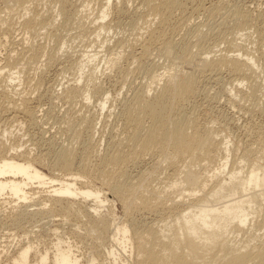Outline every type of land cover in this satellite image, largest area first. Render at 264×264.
Wrapping results in <instances>:
<instances>
[{
	"label": "rangeland",
	"instance_id": "1",
	"mask_svg": "<svg viewBox=\"0 0 264 264\" xmlns=\"http://www.w3.org/2000/svg\"><path fill=\"white\" fill-rule=\"evenodd\" d=\"M57 1L59 2V0H35V3L33 1L30 5L28 4L31 11H28V9L26 12L23 11L22 13V7L17 4L15 5L13 0H0V9H2L3 12L6 11L5 13H2V16L4 14L3 18L7 23L6 26L9 27L11 25L10 29L13 27L11 29V32H13L10 33L8 44H6L7 47L3 48L4 50L2 49L0 53V68L6 64L4 66L3 76L0 77V98L2 99V101L0 99V158L5 155L7 157L15 155L18 160L23 161L21 156L27 151V153L31 154L30 156H32V158H37L38 156L43 158L44 161L41 159L42 163L41 161L40 163H38L39 161L35 163L37 168L43 173L49 177L53 175L56 176V174H58L59 177H65V175H67L66 173L60 172L63 174L61 175L58 171H54L51 167H53V165L55 166L56 158H58L56 156H58L60 151L63 150L64 147L65 149L67 147L71 148L72 146L70 147V145L74 142L75 145L73 144L72 148H74L75 151L77 150L78 153H75L76 169L77 167L79 169V165L84 161L85 153H89L88 155L91 156L88 160V164H90L88 165V174H85L79 181L83 185L88 182L96 186L98 189L103 191V194L98 200L92 198L85 202L82 199H70L69 202H62L60 200V196L51 193L52 189L40 188L37 185H33L28 188L27 192L30 199L34 200V202L21 203L20 206L19 202L18 204L16 203L17 201L14 197L11 198L12 195L10 193L5 195L4 198L0 199V264H23L22 254L28 249V246H30L32 250L26 264H40V260H42L44 256H48V264H56L55 259L58 255V248L66 249L67 247L71 248L74 255L80 259L78 260L79 264H92L93 257H95L94 259L96 260L95 264H148V261L146 260L152 258L151 245L153 241L146 229H149L148 227H155L158 223H156V221L161 220L160 216H164L166 211L165 215H167L168 210L175 207L176 204H180L176 206L183 208L184 205H186L185 203L190 201L187 200L189 198H185L186 202L183 201L184 199L181 200L180 196L178 197V192H180L178 190H166L168 186L165 181L167 179L168 182V176L172 175L170 160L159 159L160 157L156 156H150L146 157L144 160H139L137 156L129 150V148H124L123 145L121 146L123 149L119 148L121 145L119 143L122 142L121 140H123V136L128 134L125 129L126 119L128 118L125 109L129 106L130 99L133 95H136V93L145 92V89L142 91V88H146L150 83L149 75L154 68H156V71L159 69V72L161 73L164 68H166L165 66H169V56H171L170 50H166V54L163 53V55H159L156 51H153V53L147 57L149 60H146L145 58V69H142L141 73H139L140 71L138 72V68H140V64L139 62L135 63V61L132 60L133 53L130 50L131 48L128 49V46L132 44L131 47H135L134 55L138 54L141 50L140 47L143 42L142 37H138L137 32V34L133 33V30H131V27L129 26L131 18L142 12V10H139L140 12H137L138 10H136L140 7L137 6L139 2L134 0L128 3V0H112V4L110 5L114 7L110 8L111 11L109 10V13L111 14H109L106 23L120 21L122 26L119 30L115 28L107 35L103 33L100 37H96L95 34H92V31L93 33L95 31L93 28L96 27V24L98 26V24L101 23V21L97 22L96 15L98 14L97 17L99 16L104 4L109 0H93L94 2L92 0H73L74 2L72 4L64 0L68 3H66L69 6L68 7L66 5V7H68V11L71 10L70 12H73L75 9H79V11L83 10L78 14V17L79 15L80 17L76 18L80 19L82 16L84 19L83 20L81 18L79 21L75 19L76 21L74 22L78 23L75 25L73 22L74 24H71L72 26L70 25V28H68L69 26L66 28L64 27L65 30H62L63 26H60L62 27L61 29L59 28V25L62 24L61 22L63 20L58 17L60 4ZM79 1L80 4L84 2L83 5H80ZM133 2L134 5L132 4ZM212 2H214V0H206L204 6L210 7L209 5H211ZM233 3L237 6L240 5V7L245 6L246 8H250L249 10L254 16L253 17L250 14L252 16V23L253 20H256V23H253L254 26L256 24L255 27L260 24L258 14L264 13V0H234L232 4ZM33 4H35V6ZM118 5H120L119 7H124V9L126 8L123 14L122 12L117 13V11H115V6ZM126 6L130 7V9ZM186 7L188 8L187 13L192 15L193 18H197H194L195 23H193L194 21L192 20V27L196 24L193 28H196L198 23L203 24L204 21L206 22V13L205 15L204 12H201L200 15L193 13L192 7L194 6L191 3H188ZM85 12L86 14H89V17L85 14ZM89 12L92 14L91 16ZM6 13L8 15H6ZM33 13L35 15H32ZM82 13H84L85 16L81 15ZM17 14H19V17H17ZM38 14L41 16L40 19L42 20H46L47 18L52 19L51 16L53 17L57 14L56 17L54 16L55 18L58 17L57 23L61 20L59 22L60 24L58 23L59 25L56 24L58 28H50V31L46 28L48 30L47 31L43 26L41 27L40 24V26L37 25L39 23L37 22V28L35 29H38V27L42 28V30H40V28L38 29L40 31L35 30V32L38 31V33L33 32L34 30H25L23 28L24 21L30 18V16H36ZM202 15L203 19H201ZM128 16H130V18ZM43 17H45V19ZM85 17H88V20H85ZM256 17L258 18L256 19ZM205 18L206 20H204ZM93 19L94 23L92 22ZM218 21H220V19H218ZM87 22L93 23V28L89 27L91 24ZM82 24H87V30H84L85 27ZM88 28L89 31L92 30L91 35L88 32ZM66 30L68 31L66 32ZM79 32L83 35L86 33L84 35L85 37L90 35L86 38L87 41L81 36L82 34H79ZM183 33L184 32H182V34ZM246 33L249 32H243L242 34ZM91 36L94 37L91 38ZM195 36L196 38H194ZM89 37L91 42L88 41ZM181 37L182 35L175 34L173 36V40L180 42L182 39ZM192 38V47L194 46V49L192 48V50H195L192 53L201 55L203 52L202 48L196 49L194 45L196 44L195 41L199 39V36H197L196 33H193ZM140 39L142 41L141 43L138 42ZM124 40L126 41L124 42ZM237 43L238 46L244 45V48L246 49L245 52H247L251 58L254 57L257 61L258 69L256 74H250L247 80L249 82L255 81L262 86V96L252 98L248 94L249 90L247 89L246 84H244L246 88H244V86L240 88L238 84H234L232 82L230 75L227 72H224L218 80H216L217 78L214 75L213 76L215 78L212 75L206 76L207 78L203 80L204 83L202 86V90L204 87L205 90H203V93L197 94L195 99L192 100L194 107H197L196 114L201 120L200 123L208 125V128L212 127L221 137L227 138L230 143L231 152L236 153L234 154L236 157V159L234 157L235 161L237 159H241L247 151L258 150V153H262L264 155V37L260 40L259 36L257 37L255 31H253L247 39L244 37L241 40H238ZM138 44L140 46H138ZM222 44L224 45H220V50L223 52H229L231 50V48H229L230 50L228 49V46L225 43ZM25 46L32 47L34 51H41L44 49L45 51H41V54L44 55L45 53V57L42 55V58L40 57L38 59L39 61L37 60L38 62L33 61L31 64L24 61L27 65L26 63L24 64L23 60L25 59L19 61V55H21L20 53L26 49ZM238 46L232 49L235 54L231 52L229 53L230 56L240 54V52H238ZM154 47L158 49L157 45ZM224 48H226V50ZM219 49L215 52L216 55L212 54L211 57H213V55H218V57L221 56ZM123 51L127 53H124ZM218 51L220 53H217ZM53 54H56L57 56H55L53 62H48V60L51 61L50 58L51 56H54ZM95 54H97V58H95V60H87L88 56L93 57ZM8 55H12V59H8ZM15 56H17V58H14ZM28 56H30L29 53ZM116 56H118V58H116ZM21 58H23V56H21ZM26 59H28V57ZM196 59L197 61L195 62H198L199 56ZM11 60L13 62L10 64ZM17 60L21 63L20 65L19 62L14 64ZM108 60H110V62H108ZM116 60H118V62H116ZM8 64L10 67L12 65V72L21 73L19 80L11 83V77L8 78V76H10L12 72H9L10 67ZM108 64H110V66ZM16 65H19L18 70H23L18 71ZM28 65H30L31 68ZM24 67L27 69L25 68L24 70ZM28 67L30 69H28ZM95 69L98 84L101 88L103 87V92L110 94V101L104 110H101V107H99L102 100L101 97H103L102 92H100L101 95L94 94L90 101L82 100V96L74 102H71L66 99L64 95L66 94L65 91L74 84L76 85L78 83V86L80 84L83 88L87 87L88 82L86 79V82H84V77L90 74L89 71ZM197 69L199 71H205L207 69V63L197 65ZM120 70H124L125 72ZM184 71H181L182 73L179 75L185 76L183 75L185 74ZM84 84H86V86ZM164 84L165 82L163 81L160 83L159 87L154 85L153 92H155V90L160 91ZM38 85L41 89L38 88ZM64 88H66V90ZM37 90L39 92H37ZM6 92L8 94L7 96ZM153 92L151 93V97H149L151 99L154 98ZM95 96L97 97L95 98ZM98 97L100 98L99 100ZM24 98L29 100L26 101L29 102L27 103L29 104L28 106H30L31 109L34 108L35 118L32 122L23 114H20L21 112H18L15 109V107H18L17 105L21 107L25 101ZM15 102L17 105L15 104L16 106L14 107ZM175 106L176 105H174V108H177ZM184 109L188 110L185 111V113L190 112L189 105H184ZM99 110L102 112H99ZM175 115L176 111L173 112L174 118ZM84 118L85 120L88 118L87 120L89 121L93 120V123H84ZM150 122L151 120H149L148 116H146L143 120L145 126H148ZM74 133H78L75 135H81L79 138L80 141L78 140L79 142L76 139L73 141V138H75ZM116 141L120 142L116 143ZM75 142L79 144L77 145ZM237 142H240L241 146H239ZM252 145H254L255 149L250 148ZM4 147L5 149H3ZM89 148H92L93 150ZM118 149H121L123 152L125 151L127 155L126 160L117 167L109 168L103 176H100L97 171L101 168L100 162L106 155L119 151ZM94 150L97 151V153L94 152ZM258 153H251L254 156H251V159L256 158ZM237 154L238 156H236ZM241 154L244 155L242 156ZM99 155H101V158ZM226 158H228L227 152H223L222 155H219V158L216 160L214 165L205 169L202 167L197 168L196 173L202 175L205 180L204 183L209 185L211 183L210 174L213 175L216 168L221 164V162H224ZM46 160L48 163L45 162ZM233 160L232 157H230L229 170L233 168V162H235ZM241 162L242 160H239L238 163ZM155 171L156 173H154ZM75 172L77 173V171ZM167 173L169 174L167 175ZM126 177H128V179L130 178V180H127ZM183 177L184 180L193 182L194 177L196 176L192 171L188 170L183 173ZM222 177L225 178V175ZM65 178L68 179L69 177L66 176ZM80 185H78V187L81 188ZM104 185H109L110 187L113 186L114 188H126L129 195L118 196L113 194L108 197L109 203L106 204L103 202V195H108L110 192L107 187H104ZM165 185L167 186L166 188ZM154 188L160 190V193L162 194L163 192V194L161 195ZM48 190H50V192H48ZM154 190L159 193L162 198L165 195L163 199H160L163 200L161 202L163 204L157 205V208L160 209V213L157 212L159 216L155 212H151L145 202L141 203V200L149 198ZM172 191L173 195L177 194L178 198H176L178 200H176V202L174 201L176 199L174 197L175 195L172 197ZM175 191H177V193ZM167 192L170 194H167ZM170 195L172 198L168 197ZM167 199H170V202ZM171 199L174 200L171 201ZM164 200L166 202L168 201L169 204H172L173 207L169 204H167L166 207V205H164V203L166 204ZM179 200L183 201V203ZM254 200L255 209H257V211L261 209L264 210V201L260 200L258 194L254 195ZM178 201L181 203H178ZM173 203H175V205ZM93 207L98 208V210H96V212H92ZM163 210L165 211L163 212ZM92 214H98L99 217L96 218ZM257 220L254 222L255 226L260 222L261 218L258 221ZM254 223H252V225H254ZM114 226H118L120 228L129 226L140 229L139 233H137L139 237L135 236L133 231H130V234H128L127 238L129 242L126 254H122L123 256H121V254H118V252L114 250V256H118L116 260H114V256H112V249L115 248V244H112V228ZM262 231L258 234H261ZM262 235H264V233H262ZM117 249H120V247Z\"/></svg>",
	"mask_w": 264,
	"mask_h": 264
},
{
	"label": "bare ground",
	"instance_id": "2",
	"mask_svg": "<svg viewBox=\"0 0 264 264\" xmlns=\"http://www.w3.org/2000/svg\"><path fill=\"white\" fill-rule=\"evenodd\" d=\"M33 1L35 3V0H13L15 5L17 4L18 6L24 9L23 10L21 8L22 13L23 11L26 12L29 9L28 4L30 5V3H33ZM66 1H68V3L70 4L74 2L73 0H66ZM66 1L64 0H59V2L57 1L60 4V10L58 9L59 10L58 17L59 19L63 20L61 22L62 23L61 25H59L60 24L59 22L61 20H59L58 22L59 24H58L57 23L58 17L55 18L57 14L56 16L54 15L55 17L51 16L52 19L47 18L48 20L40 19L41 16L38 14L39 16L38 15L30 16V18L26 19L25 21L23 20L24 21L23 28L28 31L34 30L33 32H35V30H38L39 28L40 30H42L41 28L42 26L45 28V30H47L46 28H48V30L53 27L58 28L56 24L59 25L60 29L62 28L60 26H63L62 30H65V28L68 26H69L68 28H70V25L75 23L74 21H76L75 19H77L76 17H78V14L80 13L81 10L79 11V9H75L73 12H70L71 10L68 11L67 8L69 6L67 5L68 3ZM132 1L134 0H128V3ZM136 1L139 2V4L137 3L138 4L137 6H140L136 9L138 10L137 12H140L139 10H142V12H140L141 14L135 13L137 14L136 16L133 14L134 16L131 18V21L129 22V26L131 27V30H133V33L137 32L138 34L137 33L136 34L138 35V37H142L143 42L141 41V39L140 41H138L140 43L142 42L140 47L141 50L138 54L134 55L135 47L132 48L131 47L132 44L128 46V49L131 48L130 50L133 53V54L131 53L132 60H134L135 63L139 62L140 64L139 66L140 68H138V72L140 71L139 73H141V70L145 69L146 65L144 60L145 58L146 60H149L147 59V57H149L153 53V51H156V53H158L159 55H163V53L166 54V50L167 51L170 50L171 56H169L170 54L168 55L170 57L169 66L168 65L165 66L166 68H164L163 72L160 73L159 69L156 71V68H154L155 71L154 69L151 71L149 75L150 83L147 85L146 88H142V91H144L145 89V92L138 94L136 93V95H133V97L130 99L129 106L125 109L128 117L126 119L125 129L128 134L123 136L122 138L123 140H121L122 142L119 143L121 144L119 148L123 149L121 147L122 145L124 148H129V150L132 153H134L139 160H144L146 157H150V156L151 157L156 156V157H160L159 159L170 160V168L172 169L171 171L172 175H169L170 177L168 176V182L166 179L165 182L167 183L166 185L168 187L165 185V188L167 187L166 190L171 189L173 191L174 190L180 191L178 192L179 193L178 197L180 196L181 200L184 199L183 200L184 202H186L185 198H189L187 200L190 201V202H186L185 203L186 205H184L183 208H179V206L176 205H180V204L175 205V203H173L175 205V207H173L172 204H169L170 199L169 200L167 199L169 201V202L167 201L168 203L164 200V202H166V204L164 203L166 207L167 204H169L170 206L172 205L173 208L171 209L168 208L169 210L167 215H165L167 211L164 214L163 212L165 210H163V212L161 213H163L164 216H160L161 220L159 219L160 221H156V223L158 222L157 225L154 222V224L156 225L155 227L154 226L151 228L148 227L149 229H146L147 233L149 234V236L153 241L151 245L152 258L146 261H148V264H264V235H262V233H264L263 232L264 210L261 209L257 211V209H255V200H254V195L258 194L260 200L264 201V155L262 153H258V150L247 151L245 152L246 153L245 155L241 154L242 156L244 155L241 159H237L235 161L236 157L234 154L236 153L231 152L230 143L227 140V138L221 137L212 127L208 128L207 127L208 125L200 123L201 120L196 114L197 107H194L192 102V100L195 99L197 94L203 93V90H205L204 89L205 87L202 90V86L204 83L203 80L207 78L206 76L214 75L217 78L216 80H218V78H221V75L224 72H227L230 75L232 82L234 84L235 83L238 84L240 88H242V86L246 84L247 89L249 90L248 94L252 98H258L262 96V86L256 83L255 81L249 82L247 80L250 74H256V71L258 69L257 61L255 60L254 57L251 58L249 54L245 52L246 49L244 48V45L238 46L237 42L238 40H241L244 37L247 39V37L250 35V33L252 34L253 31H255L257 37L259 36L260 40L264 37V13H259L258 14L259 18L256 17V19L257 18L260 19L259 20L260 24L258 25L259 27L258 26L255 27L256 24L254 26L253 23L254 22L256 23V20L255 21L253 20L252 23L253 15L249 10L250 8H246L245 6L240 7V5L237 6L235 5L236 1L235 3L232 4L234 0L233 1L214 0V2H212L211 5H209L210 7L206 6L207 8L204 6L206 0L205 1L184 0L185 2L180 0H136ZM83 3L84 2L80 4L79 1L80 5H83ZM188 3L193 4L194 6L192 7L193 13L195 14L197 13V15H200L201 12H204V15L205 13L207 14L206 16L207 20L206 18L204 19L206 20V22L204 21L203 24L198 23L196 28H193L196 24H194V26L192 27V24L195 23L194 21L195 17L193 18L192 15H189L187 13L188 8L186 7V5ZM110 4H112V0H109L104 4L98 17H97L98 14L96 15L97 22L101 21V23H99L98 26L96 24L95 28L92 27V24L94 23V19L92 21L93 23L87 22L91 24L89 25V27H92L93 30L95 29L94 33L92 30L91 31L92 34L96 35V37H100L103 33L107 35L115 28L119 30L122 26V23L120 21H116L113 23H106L109 14H111L109 13V10L111 7H114L111 6ZM132 4L134 5V2ZM33 5L35 6V4ZM66 5L68 7H66ZM119 6L120 5L115 6V11H117V13L122 12L123 14L126 8L124 9V7H119ZM127 8L130 9V7ZM28 11L31 10L29 9ZM5 12H3L2 9H0V53L3 48L7 47L6 44H8L9 35L10 33L13 32V31L11 32V29L13 27L10 29L11 25L9 27L6 26L7 23L3 18L4 14L2 16V13ZM34 13L32 15H35ZM19 14H17L18 15L17 17H19ZM85 14L82 13L81 15L85 16ZM6 15L8 14L6 13ZM86 15L89 17V14ZM91 15L92 14L90 13V16ZM130 16L128 17L130 18ZM88 17H85V20H88ZM43 18L45 19V17ZM80 19L77 20L79 21ZM201 19H203V15ZM218 19H220V21H218ZM192 20L194 21L193 23ZM37 22H39L37 25L40 24L41 27L35 29L37 28L36 27ZM82 25L85 27V29L84 28L83 29L87 30L86 28L88 27L87 24L86 25L82 24ZM252 27L254 30L252 29ZM205 29H207L208 31ZM38 31L36 32L38 33ZM67 31L68 30H66V32ZM91 31H89L88 28V32L90 33V35H91ZM182 32L184 33L182 34ZM243 32H249V33L242 34ZM193 33H196L197 36H199V39L195 41L196 44L194 45L196 49L202 48L203 52L201 55H198L197 53L195 54L192 53L195 51L192 50V48L194 47V46L192 47ZM79 34L82 33L79 32ZM175 34L182 35L181 37L182 39L180 40V42H176L173 40V36ZM84 35L82 34L81 36L84 37L85 39L88 36H90L88 35L87 37H85ZM93 37L91 36V38ZM194 38H196V36ZM126 40H124V42ZM88 41H90V37ZM222 43H225L228 46V49L231 48V50L229 49L230 50L229 52L227 51L223 52L222 50H220L219 49L220 45H224ZM156 45L158 46V49L154 47ZM138 46L140 45L138 44ZM236 46H238V52H240V54L230 56L229 53L231 52L234 53L232 49L236 48ZM217 49H219V51L221 52V56L218 57V55L217 56L213 55V57H211L212 54L216 55L215 52L217 51ZM224 49L226 50V48ZM41 51L38 50L34 51L32 47H26V49L23 50L22 53H20L21 54L19 55L20 57L18 56L19 61L25 59L23 60V62L26 61L29 63L31 62L33 63V61H37L43 55L41 54ZM219 51L217 53H220ZM28 53L30 54V56H28ZM122 53L120 54L123 55ZM96 55L97 54H95V56L92 55L93 57L88 56L87 60L89 61L95 60V58H97ZM21 56H23V58H21ZM43 56L45 57V53ZM55 56L57 55L55 54L54 56H51V58L48 56L51 60V61L48 60V62H53ZM198 56H199L198 62H195L197 61L196 58ZM11 57L12 55H8L7 58L12 59ZM27 57L28 59H26ZM14 58H17V56H15ZM116 58H118V56H116ZM19 61L17 60V62L14 64H17ZM11 62L13 61L11 60L10 64ZM26 62H24V64ZM108 62H110V60H108ZM116 62H118V60H116ZM202 63H207V69L205 71H199L197 69V65ZM20 64L21 63L19 62V65ZM30 65L28 66L30 67ZM108 65L110 66V64ZM4 66L0 68V77L3 76L2 74H3ZM18 66H17V70H18ZM11 67L9 72H12ZM26 67H24V70ZM29 67L28 69L31 68ZM22 70H18V71H22ZM120 71L125 72L124 70H120ZM181 71L185 72V74H183L185 76H180L181 75L180 73H182ZM89 73L90 74H88V76L87 75L85 76L86 78L84 77V80L86 79L88 82V86L83 88L79 84L80 86L79 87L77 83L76 85L74 84L73 86L69 87V89L67 90L66 88H64L66 90V91L64 90L66 92V94H64L65 98L71 102H74L75 100L83 96L84 99L82 98V100L90 101L91 98L94 96V94L97 95L100 94V92H102L103 97H101L102 100L99 107H101V110H104L106 108V105L110 101V97H109L110 94H108L107 92H103L104 91L102 89L103 87L101 88V86L98 84L96 69L89 71ZM20 74H21L20 72H12L11 75L8 76V78L11 77V83L19 80ZM86 80L84 82H86ZM163 81L165 82V84L160 89V91L155 90L156 93L153 92L154 85L159 87L160 83ZM86 84L84 85L86 86ZM90 85H91V89H90ZM244 88H246V86H244ZM37 92L39 91L37 90ZM152 92L154 93L153 96L154 98L152 97L153 99L149 98L151 97ZM7 95L8 94L6 92V96ZM96 97L97 96H95V98ZM99 99L100 98L98 97V100ZM27 100L28 99H25L21 107L17 105V103L15 102L14 107L17 105L18 107H15V109L18 112H21L20 114H23L32 122L35 118L34 116L35 112H34V108L31 109L30 106H28L29 104L27 103L29 102H26ZM186 104L189 105L190 107L189 110L190 112L188 113H185V111L188 110L184 109V105ZM174 105H176L175 107L177 108H174ZM101 110H99V112ZM174 111H176L175 118L173 116ZM146 116H148L149 120H151L148 126H145V124L143 123V120ZM87 119L86 120L85 118L83 119L85 120L84 123H89V124L93 123V120L89 121ZM75 134L78 133H74V135ZM80 136L81 135H75L73 141L74 139L78 141ZM117 142L120 141H116V143ZM75 143L77 144V142ZM237 143L239 146H241L240 142ZM73 144H71L70 147L71 146L73 147ZM72 147L71 148L67 147L66 149L64 147V149L60 151L58 156H56L58 158H56L55 166L52 164L53 167H51L56 172L58 171L59 173L60 172L66 173L67 175H65V177L68 176L69 177L68 179H66L65 177H59L58 174H56V176L53 175L49 177L48 175L43 173L35 165V163H37L38 161H39L38 163H40V161L42 163L43 158H41V156L40 157L38 156L37 158L35 157L32 158V156H30L31 154L27 153V151L24 155L21 156V158H23V161L18 160L15 155H11L9 157H7L6 155L4 157L2 156L0 158V199L4 198L5 195L10 193L12 195L11 198L14 197L17 201L16 202L17 204L19 202V206L21 205V203L34 202V200L30 199L27 192L28 188L32 187L33 185L34 186L37 185L40 188L52 189L51 193L60 196V200L62 202L63 201L69 202L70 199H82L85 202L92 198H94L95 200L100 199L103 194V191L101 189H98L96 186L88 182L87 184L84 183L83 185L79 181L85 174H88L87 173L89 167L88 165H90L88 164L89 162L88 160L91 156L88 155L89 153L88 154L85 153L84 161L83 162L81 161L82 163L80 162L81 164L79 165V169L78 167L76 169L75 153H77V150L75 151V149ZM250 148L255 149L254 145H252ZM3 149H5V147ZM120 150L116 151V153L114 152L112 154L110 153L105 157L103 156L104 158L100 162L101 168L97 170L100 176H103L109 168L117 167L126 160L127 155L125 151L123 152L122 150L121 151ZM94 152L97 153V151L95 150ZM223 152H227L228 158H226L225 160L223 159L224 162H221V164L216 168V171L213 175L210 174L211 185L204 183L205 180L203 179L202 175L196 173L197 168H201V167L204 169L210 168L211 165H214L216 163V160L219 158V155H222ZM251 153L253 154L258 153V156L256 158L251 159V156L254 157L253 154ZM99 156L101 158V155ZM236 156H238V154ZM230 157H232V160L235 157V159L233 160L235 162H233V168L231 170H229ZM239 160H242V162L238 163ZM45 162H47V160ZM188 170L192 171L196 176L194 177L193 182L189 181L190 183L184 180L183 177V173ZM75 171H77V173ZM154 173H156V171ZM168 174L169 173H167V175ZM223 175H225V178L222 177ZM126 179L130 180V178L128 179V177H126ZM78 185H80L81 188L78 187ZM104 187H107L108 191L110 192V193L108 192L109 193L108 195L105 196L103 195L104 197L103 202L106 204L109 203L108 197H110L113 194L118 196L129 195L126 188L123 187L114 188L113 186L110 187L109 185H104ZM173 191H172V197L175 195L174 197L176 198L177 194L173 195ZM48 192H50V190H48ZM157 192L160 193V190H157ZM157 192L155 190L152 191V195L147 199H142L141 203L145 202L148 209L151 212H155L158 215V213H160L159 211L160 209L157 208V205H162L163 203L161 202L163 200H160L162 198V196H160L161 193L159 194ZM175 192L177 193V191ZM168 193L169 192H167V194ZM168 197L170 198L171 195ZM177 198L175 200L171 199V201L174 200L176 202V200H178ZM179 201L178 203L181 202L183 203V201L181 202ZM96 210H98V208L95 207L92 208V212H96ZM92 215L95 216L96 218L99 217L98 214H92ZM260 218H261L260 222L258 224L256 222L257 225L255 226L254 222L257 219L259 220ZM252 223H254V225H252ZM139 230L140 229L138 228L129 227V226L121 227V228L118 226H114L112 228V232H113L112 244H115L114 245L115 248L112 249V256H114V250H116L118 254H121V256L126 254L128 250V242H129L127 238L128 234H130V231H133L135 233L134 235L139 237L137 235V233H139ZM260 231H262V233L258 234L260 233ZM118 247H120V249H117ZM31 250L32 249L30 248V246H28V249L25 250L24 253L22 254L23 264L27 263ZM94 258L95 257H93L92 264H95L96 262ZM116 258H118V256H114V260H116ZM78 260L80 259L74 255L71 248L69 247H67L66 249L58 248V255L56 256L55 259L56 264H79ZM47 261H48V256H44L42 260H40V264H48Z\"/></svg>",
	"mask_w": 264,
	"mask_h": 264
}]
</instances>
